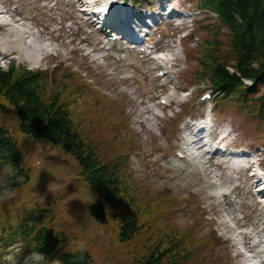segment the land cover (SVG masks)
Here are the masks:
<instances>
[{"label": "rangeland", "instance_id": "1", "mask_svg": "<svg viewBox=\"0 0 264 264\" xmlns=\"http://www.w3.org/2000/svg\"><path fill=\"white\" fill-rule=\"evenodd\" d=\"M176 4L196 11L192 0H179ZM14 6L23 9L25 15L19 19L26 23L0 33V42L17 33L13 29L26 28L27 31L22 33L26 38L21 43L22 49H16L13 54L9 50L5 54L10 55H5L0 50V67L7 69L10 64H15L34 71L48 70L45 75L48 95L59 90V84L67 86L64 98L72 103L73 125L97 149L103 163L116 162L115 165L120 166L118 170L125 184L131 190H136L133 194L140 195L142 207L150 209L149 214L142 218L145 222L154 221L159 225L178 228L179 238L186 240L189 256V260L185 259L186 263L184 261L183 264L252 263L243 253L247 245L242 235L245 231H253L254 227L246 228L242 221L239 222L240 228L237 220H234L242 218L239 209L235 205L230 208L221 196L223 191L231 188L229 172L210 166L201 169L189 164L187 159L181 161L175 157L184 138L178 128L180 118L198 116L191 102L186 103L179 95L181 92L177 93L178 89L175 90L172 85L168 89L161 88V82L154 75L146 76L136 71L132 74L128 63H139L138 71L141 73L148 69L140 58L132 57L128 63L120 64L105 56V52L99 53L96 50L99 35L88 28L78 7H63L50 0H0V10L7 12L0 16L1 22L11 19ZM13 17L18 19L15 15ZM213 25L207 30L203 25L195 24L193 31L200 40L187 39L179 50L183 58L177 60V70L180 71L178 87H192L195 90L192 103L204 87L195 80L197 72L201 70L199 59L203 60L206 51L201 42H206L208 38L218 39L219 55L226 60L232 59L229 30L226 27L220 29L216 20ZM172 29L175 28L166 27L164 31L167 36H170ZM171 45L168 43V46ZM31 47L39 52V56L28 57ZM53 71L56 73L54 77ZM67 74L73 75L67 78ZM162 98L171 102V106L161 104ZM234 100L231 105L232 100L222 103L221 111L217 108L215 116L220 120L217 123L221 124L223 119L227 121L231 117L235 121L231 122L232 125L238 124L241 129L239 132L245 139L242 140L256 146L259 140L264 141V125L255 115L241 111L239 102ZM2 116L12 128L32 179L27 185L0 199V228L7 221L15 224L42 207L46 210L42 225L53 227L62 235L64 250L74 252L79 248L86 249L93 258V264H134L138 256L147 251L153 239L164 238L158 228L151 226L150 230L143 231L129 244L120 243L118 228L122 212L107 204V225H99L89 214V206L101 198L85 183L78 161L48 141L36 142L16 132V120L12 113ZM138 171L145 173V179L139 176ZM162 194L170 197V205L184 204L186 198L194 201L189 206L185 204V207L188 206L185 214H175L162 222L157 215L168 206L156 201V195L162 198ZM196 205L201 212H194ZM203 210L207 212L202 218L205 224L201 222ZM213 216L215 221L211 223L208 217ZM191 224L193 226L188 227ZM183 226L187 228L180 230ZM210 229L215 234L211 235ZM226 235H233L234 239L225 242L223 237ZM204 239L210 240L206 246L200 245ZM14 247L0 253V264L14 263L15 258L11 262L14 253L11 249Z\"/></svg>", "mask_w": 264, "mask_h": 264}, {"label": "trees", "instance_id": "2", "mask_svg": "<svg viewBox=\"0 0 264 264\" xmlns=\"http://www.w3.org/2000/svg\"><path fill=\"white\" fill-rule=\"evenodd\" d=\"M202 1L206 7L219 12L228 23L232 33L230 45L233 58L210 59L204 77L218 92L227 95L237 92L252 97L251 108L257 110L264 121V92L246 83L251 80L257 85L264 77V0ZM65 91L66 86H63L61 91L56 90L48 95L39 74L14 65L7 70L0 69V115H16L14 128L22 134L35 141H49L78 161L84 180L111 207L122 212L118 228L120 243L129 244L143 231L150 230L151 226L162 232L164 238L161 239H153L151 232L153 243L144 254L138 256L134 264H183L188 259V251L186 240L179 238L178 228L159 225L154 221L148 223L142 219L150 209H144L140 195L133 194L136 190H131L125 184L118 170L120 166L103 163L91 143L73 127L68 102L63 97ZM5 120L4 116L0 117V166L5 172L0 175V199L31 180L30 171L24 165V156ZM39 212V215L32 216L33 221L25 218L14 226V234L30 239L24 246L23 264L94 263L86 249L63 251L61 235L54 229L41 226L45 217ZM165 212L166 209H163L157 215L164 222L165 217L162 218L161 214Z\"/></svg>", "mask_w": 264, "mask_h": 264}, {"label": "bare ground", "instance_id": "3", "mask_svg": "<svg viewBox=\"0 0 264 264\" xmlns=\"http://www.w3.org/2000/svg\"><path fill=\"white\" fill-rule=\"evenodd\" d=\"M117 10H118V8L116 10L112 9L111 14L113 15V17L115 15H118ZM4 13H5V11L2 10L0 12V15H3ZM15 23H17V22H15ZM14 28H17V27H14ZM13 30H15L17 33L12 34L11 35L12 37H8V39L1 40V42H0V50H2L3 54L9 52V50L11 52L10 54H13L16 52V49H19V50L22 49L23 44H21V43H22V41H24L23 39L25 37L24 34L22 35V33H25L27 31V29L23 28L22 30H20V29H13ZM3 32H4V30L0 29V33H3ZM28 51L31 52L28 54L29 55L28 57L30 59H32V56H34V57L39 56V52H36L35 49H33V48L28 50ZM10 54L8 53L5 55H10ZM201 142H202V140H198L197 143H201ZM159 199L160 200H156V201H160V203H161L163 200L167 199V196L162 194V198H159ZM260 209H264V205H261V204L257 205L256 210H260ZM260 221H262V223L264 225V215L261 216ZM236 224H238V226L241 228L239 221ZM254 233H255V230H253V232H251V233L245 231L244 235H242V236H243L244 241H246L247 249L250 250L252 253H254L255 254V260H258L261 252H257L256 250L258 248H260L264 244V242L262 241L263 237H260L259 243H257L256 245L253 246L254 238L252 237V234H254ZM259 233L260 232H258V234Z\"/></svg>", "mask_w": 264, "mask_h": 264}, {"label": "water", "instance_id": "4", "mask_svg": "<svg viewBox=\"0 0 264 264\" xmlns=\"http://www.w3.org/2000/svg\"><path fill=\"white\" fill-rule=\"evenodd\" d=\"M90 212L99 222L108 223V218L103 204H95L90 207Z\"/></svg>", "mask_w": 264, "mask_h": 264}]
</instances>
